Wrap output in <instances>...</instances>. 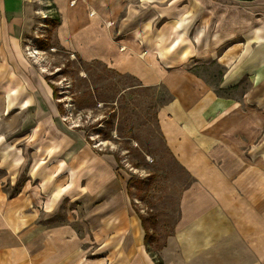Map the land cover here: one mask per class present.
<instances>
[{
  "label": "rangeland",
  "instance_id": "374dc122",
  "mask_svg": "<svg viewBox=\"0 0 264 264\" xmlns=\"http://www.w3.org/2000/svg\"><path fill=\"white\" fill-rule=\"evenodd\" d=\"M152 1L161 15L156 36L174 40L185 26L184 43H193L198 29L210 30L214 24L195 20L190 11L195 0ZM235 1L251 7L253 19L264 28L258 14L264 0ZM80 6L82 0L0 3V149L14 143L25 157L16 176L0 162V222L6 208L17 210L11 221L27 224L28 242L40 231L43 240H62L60 252L79 257L73 264H264V213L242 197L241 187L229 192L239 197L215 192L212 199L208 183L200 182L195 167L185 165L210 158V152L196 148L187 153L190 161L183 150L170 147L162 121L174 96L160 81L165 70L161 65L153 69L140 39H134L132 49L124 48L117 19L112 32L97 24L88 27V22L73 31L71 12L80 10L81 15ZM252 28H247L252 37L217 50L219 60L190 58L188 68L219 86L227 53L234 68L242 67L243 49L250 50L252 64L262 61L264 38H257ZM209 41L189 48V57ZM31 51L41 64L29 57ZM253 78L230 94L251 87ZM46 91L58 106L59 123L69 130L66 141L52 143L42 132L36 103ZM253 156L257 154L250 152ZM14 198L18 204L8 205ZM24 206L26 214L19 215ZM137 212L158 218L147 243ZM215 223L224 230L213 231ZM35 226L41 230L34 231ZM17 234L0 231V241L12 245ZM36 249L41 248L28 247V262Z\"/></svg>",
  "mask_w": 264,
  "mask_h": 264
},
{
  "label": "crops",
  "instance_id": "0c3cea01",
  "mask_svg": "<svg viewBox=\"0 0 264 264\" xmlns=\"http://www.w3.org/2000/svg\"><path fill=\"white\" fill-rule=\"evenodd\" d=\"M9 1L21 0H0V3L5 6ZM143 1H149L152 9L157 12V9L153 8L155 3L151 0H82V6L79 7L82 8L81 15L80 10L72 9L71 12L74 18L73 31L82 26L85 27V22H88V27L97 24L107 33L112 32L111 27L117 19L116 31L120 33L119 37L126 50L133 48L134 39H140V43L146 47L148 60L153 69L155 65H161L165 70L160 75V81L168 86L174 96L173 101L163 110L162 121L163 130L172 150L178 152L183 150V157L190 161L192 160L189 159L187 153L196 148L202 154L207 155V152H210V158L201 156L191 163L186 162L185 165L195 167V175L198 176L200 182L205 185L208 183L211 197L215 192H219L221 196L228 199L236 198L239 195H231L229 192H234L232 189L241 187L245 194L242 197L249 202H254L259 214L264 213V57L261 58L262 61L259 58L258 63L252 64L250 50L243 49L242 67L234 68V63L227 62V53L222 58L225 68L223 80L219 86H213L203 77L192 73L191 68L187 66L189 59L193 58L189 57L191 55L188 52L189 48H196L197 43L182 42L181 49L171 51L168 48L173 39L166 35L156 36L154 33L156 24L150 23L147 19L144 25L137 24L139 14L136 13V5H140ZM90 7L95 10L93 16ZM261 7L258 14L259 18L264 21V10L263 6ZM248 8L251 7L237 4L235 0H195L190 9L195 15V20L198 19V22L214 21L210 30L200 28L196 31L194 40L199 35L212 39V46L208 50L203 48L197 52H202L203 55L215 53L218 58L212 61L215 62L220 59L217 50L223 48L214 47L215 38H233L236 36L234 33L239 29L244 31L240 37H250L251 29L249 31L247 28L252 27V15L255 12ZM144 11V15L148 17L150 11ZM164 12L170 13L166 10ZM159 13L157 12L161 17ZM260 22L257 24L261 25ZM262 25L258 30H253L257 38H264ZM184 30L185 26L181 31H177L174 39L180 35V40L184 41L183 39L187 37V32L185 33ZM159 38L163 41L158 40ZM231 42L233 39L228 40L225 46ZM135 47H138L137 44ZM183 48L188 49L185 55H183ZM152 50L157 56L158 64L152 61L150 56ZM159 51H166L167 57L163 58ZM195 59L201 60L198 57ZM253 75L251 87L248 89L243 87L240 93L230 94L236 87L241 86L247 77ZM50 97L49 91H46V94L43 93L38 104L36 103V110L41 113L42 132L52 143H60L68 139L69 130L59 123L58 106L50 100ZM184 137L188 140L182 145L180 141ZM250 152L251 154L254 152L257 156L251 158ZM255 167H258V174H254ZM225 192L228 194L226 195ZM18 200L14 198L8 205L12 203L17 205ZM26 208L24 206L18 214H26ZM14 214H17V210L12 211L10 208H6L2 213L5 221L0 222V231H17L18 240L12 245L10 242L0 241V248H3L0 250V264H73L75 259H79V257L67 254L68 251L60 252L59 248L65 246L62 244L66 242L43 240L42 231L36 234L37 237L29 243L26 239V233L29 231L27 224L14 220L12 222L11 216ZM211 229L217 234L220 230L221 232L224 230L217 223L211 226ZM39 230L41 227L35 226L34 231ZM21 232L24 234L21 235ZM28 247L41 248L36 249L34 256L31 255L30 262L27 260Z\"/></svg>",
  "mask_w": 264,
  "mask_h": 264
},
{
  "label": "bare ground",
  "instance_id": "6f19581e",
  "mask_svg": "<svg viewBox=\"0 0 264 264\" xmlns=\"http://www.w3.org/2000/svg\"><path fill=\"white\" fill-rule=\"evenodd\" d=\"M152 1V0H151ZM74 4H77L74 3ZM73 4V5H74ZM144 10L146 11H150L149 12V15L148 17L146 15H144ZM136 13L139 14L138 15V20H137V24L138 25H144L145 22H146V19L147 21H149L150 23H153V24H157L160 20H161V17L157 14L156 11H154L152 9V6H151V3L149 1H143L140 5H136ZM95 13H92V15H94ZM147 17V18H146ZM252 23V27H253V30H258L259 29V26L257 24V22L253 19L251 21ZM112 25V24H110ZM241 34H244V31L243 29H239V31L235 32L234 35H236L235 37L233 38H229V39H225V38H215L213 41H214V47L215 48H221V47H224L226 44H227V41L228 40H234V39H237V38H240V36H242ZM158 40H161L163 41V39L159 38ZM205 40H208V38L206 37H201L200 35L196 37V40L194 41L195 44H203L205 42ZM182 39L180 40V35L178 36L177 39H174L172 41V43L170 44L168 50H171V51H175V50H178V49H181L182 48ZM212 39L207 43V47H205V49H209L210 46H212ZM184 51H183V55H185L187 53V48H183ZM186 49V50H185ZM29 50V49H28ZM161 56L163 58H166L167 57V53L166 51L163 52V51H159ZM29 57L33 58L35 60V63L37 64H41V62L39 61V58H38V55L36 52L34 51H31L30 53H28ZM203 56V53L202 52H199L197 53V56L194 55L192 56L193 58H197L198 59H201V60H204L202 58ZM206 58V57H205ZM218 59L216 54H212V55H209V57L205 60H216ZM191 64L195 65L197 64V62H193L191 61ZM41 66V72L42 73H46L44 67L42 65ZM250 100H251V97H250ZM34 135H36V132L34 133ZM32 137V133L30 134V139L32 140L33 137ZM0 162L2 164H5L6 167L8 168L9 172L11 174H13V176H16L18 174V170L25 164V157H24V154L22 152V149L18 146H16V144L14 143H8V144H5L4 148L0 149ZM35 167L33 168V171L35 172ZM33 173V172H32Z\"/></svg>",
  "mask_w": 264,
  "mask_h": 264
},
{
  "label": "trees",
  "instance_id": "16d2710c",
  "mask_svg": "<svg viewBox=\"0 0 264 264\" xmlns=\"http://www.w3.org/2000/svg\"><path fill=\"white\" fill-rule=\"evenodd\" d=\"M130 188H131V182L129 183V186H128V192H129V196L131 197L130 195ZM137 215L138 217L140 218L141 222H142V227L143 229L145 230L146 232V238H145V241L146 243L148 242V239L150 237V228H154L157 226L158 224V218L155 214H148L147 216L142 214V213H138L137 212ZM158 264H162V262H158Z\"/></svg>",
  "mask_w": 264,
  "mask_h": 264
}]
</instances>
